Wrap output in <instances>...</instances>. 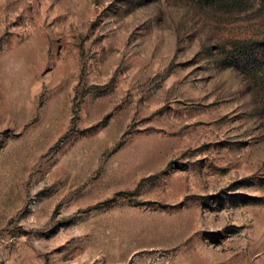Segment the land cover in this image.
<instances>
[{
  "label": "rangeland",
  "instance_id": "1",
  "mask_svg": "<svg viewBox=\"0 0 264 264\" xmlns=\"http://www.w3.org/2000/svg\"><path fill=\"white\" fill-rule=\"evenodd\" d=\"M0 264H264V0H0Z\"/></svg>",
  "mask_w": 264,
  "mask_h": 264
}]
</instances>
